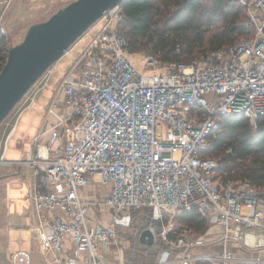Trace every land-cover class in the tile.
<instances>
[{
  "label": "built area",
  "instance_id": "built-area-1",
  "mask_svg": "<svg viewBox=\"0 0 264 264\" xmlns=\"http://www.w3.org/2000/svg\"><path fill=\"white\" fill-rule=\"evenodd\" d=\"M234 1L253 33L188 61L142 54L137 67L120 4L62 55L47 112L56 122L32 138L33 156L23 161L33 168L32 240L46 264H138L126 258L120 231L133 226L130 209L142 207L152 217L143 228L167 245L149 264H264V243L249 245L238 235L264 230V194L248 178L223 181L218 162L204 155L223 117L242 112L253 128L264 119V0ZM92 182L109 186L99 200L82 194ZM94 206L110 211L108 225L90 217ZM193 209L213 228L210 239L177 222ZM66 237L75 254L86 253L81 262L61 255ZM231 242L236 251L227 248ZM30 251L11 252V263L30 264Z\"/></svg>",
  "mask_w": 264,
  "mask_h": 264
},
{
  "label": "trees",
  "instance_id": "trees-1",
  "mask_svg": "<svg viewBox=\"0 0 264 264\" xmlns=\"http://www.w3.org/2000/svg\"><path fill=\"white\" fill-rule=\"evenodd\" d=\"M120 6L129 45L132 39L163 62L188 61L253 33L240 21L245 15L234 0H123ZM7 51L0 31V69ZM209 140L204 155L218 162L223 181L248 178L264 194V119L253 128L242 112L229 114ZM176 220L196 235L213 231L196 209L181 211Z\"/></svg>",
  "mask_w": 264,
  "mask_h": 264
},
{
  "label": "rangeland",
  "instance_id": "rangeland-1",
  "mask_svg": "<svg viewBox=\"0 0 264 264\" xmlns=\"http://www.w3.org/2000/svg\"><path fill=\"white\" fill-rule=\"evenodd\" d=\"M27 1L28 2L24 5V7L20 8L17 11L15 17H9L10 21L8 24L0 25V31L5 36L6 44L8 47L19 42L23 38L26 29L31 24L45 20L51 13L63 7L71 0ZM240 19V21H242L244 24L245 18ZM238 39L239 37L237 38V40ZM136 46V43H134L132 39H130L129 51L130 53H132V60L135 62L136 66L139 67L141 56L142 54L145 55V53ZM60 59L45 71V73L37 80V82L22 97V99L15 105L8 116L0 124V153H2V150L4 149L3 141H5V137L10 132L9 131L7 134V130L9 129V126L11 127L12 124L15 123V120L19 119L17 121V131L6 142L5 156L2 157V154H0V179H5V181L3 180V185L0 186V212L2 211L3 215H7L8 212L11 213V216H14L16 218L15 220L17 221H21L19 215L24 212L25 208L28 209V206H30L29 201L25 200L28 193L27 181L30 179L27 178V176L29 177L30 171L26 172L29 164L23 162L28 158L26 151H24L28 148V143H21V145L23 146L21 147L16 145V139L21 135V132L28 134V136L31 135L32 133L28 129L31 125L33 127L38 119L40 120V123L42 125L45 124L44 120H42L43 122H41L40 116H46L48 114V106L55 92V83L57 79L63 75L62 66H65L66 57H63L61 60ZM13 127L14 124L12 128ZM32 145L33 147H35L34 144ZM15 158L22 160L18 161L17 164H6L7 160ZM15 174L20 176L18 179L19 182L12 183V181H10V178ZM24 175L27 176L25 178H21ZM94 183L96 184L97 191H92L89 193H91L90 196L96 197L97 200H99L104 196V186H101L99 182ZM87 191L88 190H85L86 193H88ZM97 210L100 211L96 206L92 207L91 209V214H93V217H95L96 220L98 219V217L96 216ZM15 213H17L18 215ZM130 213L133 218V226L124 231L126 235L125 240L128 242V248L126 249L125 253L128 259L134 260V262H138L141 261L140 259L145 260V249L139 248V246L136 245H134L133 247V230L138 227L147 226L151 223V208L142 207L139 209H130ZM19 224L20 222L17 223V225ZM20 225L21 226L19 227V229H22L23 231H17L11 239L18 244H22L23 240L24 242H26L30 241L31 239L30 234L26 236L23 233L26 231L28 226L24 224ZM251 231H253V229L246 230L244 232L245 240L243 241H247L246 233H251ZM258 233L260 236V243H255L256 245L263 244L262 242H264V240H261L264 237L263 231L260 230ZM204 238L205 240H208L211 238V236L209 238H206L204 236ZM158 241L159 243H162V245L164 244V241H162V239H160L159 237ZM166 246L167 245L165 244L164 247ZM181 250L182 247L177 248V251ZM149 261L150 260H148V262Z\"/></svg>",
  "mask_w": 264,
  "mask_h": 264
},
{
  "label": "water",
  "instance_id": "water-1",
  "mask_svg": "<svg viewBox=\"0 0 264 264\" xmlns=\"http://www.w3.org/2000/svg\"><path fill=\"white\" fill-rule=\"evenodd\" d=\"M123 0H71L45 20L31 24L23 38L9 46L0 69V124L37 80L68 47L109 8ZM156 228V232H158ZM141 246L159 249L148 228L135 231Z\"/></svg>",
  "mask_w": 264,
  "mask_h": 264
},
{
  "label": "crops",
  "instance_id": "crops-1",
  "mask_svg": "<svg viewBox=\"0 0 264 264\" xmlns=\"http://www.w3.org/2000/svg\"><path fill=\"white\" fill-rule=\"evenodd\" d=\"M27 2H28L27 0H0V25L8 24L9 21H10L9 17H15V15L17 14V11L20 8L24 7V5ZM55 109H56L57 113H59L60 115H64L65 114V108L63 106V101H62L61 97H57ZM40 117H41V122H43L42 120H44V122H45L44 125H42L40 123V120L38 119L36 121L35 125L33 127L31 125L29 127V129H28L32 133L31 135L28 136V134H26L24 132H21V135L16 139V145H18V146L23 147L21 145V143H28V148L26 150H24V151H26V153L28 155L27 159H29L31 156H33L34 149H35V147H33V145L31 144L32 138L41 129L49 128V127H51L52 124H54L56 122L54 116H52L50 114H47L46 116L42 115ZM18 120L19 119H17V121ZM17 121H16L15 127L13 128L12 131H10V130L12 129V126H13L14 123L12 124L11 127L9 126V129L7 130V134H8L9 131L11 133L7 135L8 138L5 140L6 142L17 131ZM45 140H47V139H45ZM45 140H43V141H45ZM5 141H3V148H4ZM58 142H60V140H56V142H54L53 147H56L58 145ZM3 153H4V156H5L6 150H2V153H0V154L3 155ZM20 160H22V159L15 158V159L7 160L6 164H9V163L10 164H12V163L13 164H17L18 161H20ZM29 171H30L29 177L27 175H24L23 177H21V178H25L27 176V178H30L27 181V189H28L29 184L33 181V168L28 165V168H27L26 172H29ZM19 177L20 176L17 175V174L12 175V177L10 178V181H12V183H17V182H19L18 181ZM3 180L5 181V179H0V186L3 185ZM101 186H104L103 188H104V194H105L107 192L109 186L106 185V184L105 185L101 184ZM85 190H88L87 191L88 193H86ZM92 191H95V192L97 191L96 184L94 182H92L89 185L85 186L82 189V194L84 196H87V197H93V196H90L91 193H89V192H92ZM25 200L29 201L27 197L25 198ZM0 204H1V200H0ZM29 204H30V206H28V209L25 208L24 212H22L24 214L21 213L19 215L20 218H21V221L15 220L16 218L14 216H11V213H9V212L8 213L6 212L7 215L6 214L3 215L2 211L0 212V264H12L11 261H10L11 252L16 251L18 249H24V248L25 249H31V251H30V253H31V263L30 264H46L41 259V256H40V254H39V252L37 250V246H36L35 241L32 240V233L30 231V228H33L37 224L38 218H37L36 213L34 212V210L32 208V204L30 203V201H29ZM91 209H90L89 215L94 221L100 222V223H102L104 225H108L110 223V211L109 210H105L103 212L97 210L96 211V216L98 217V219L96 220V218L93 217V214H91ZM15 214H17V213H15ZM3 216H4V218H3ZM18 222H20V224H24V225L28 226L26 231H25L26 233L25 232H23V233L26 236L29 235V234L31 235L30 241L24 242V240H23L22 244H18L17 242H14V241L11 240L12 237L16 234L17 231L22 230V229H19V227L21 225L20 224L17 225ZM128 229L129 228L124 229L123 231L122 230L120 231L121 235L124 236V239L126 237L124 231L128 230ZM134 230H133V232H134ZM246 230H251V229H245V230L240 229V230H238V235L241 236L242 240H245L244 239V235H245L244 232ZM260 230H262L263 233H264L263 229H253V231H251V233L250 232L246 233L247 241H243V242H245L246 244H249V245H256L255 243H260V236H259V233H258ZM204 236L206 238H209L210 234H209V236H208V234L204 235ZM261 240L263 241L264 237ZM262 243H264V242H262ZM63 244H64L65 250H64L63 254L61 253V255L75 257L78 262H81L83 260V258L85 257L86 253L82 252V253L75 254L74 242H73V240L70 237H66L64 242H63ZM125 245H126V249H127L128 248V242L127 241H126ZM134 245L139 246V248L145 249V252H144L145 260L140 259L141 261L134 262V260H130L127 257L126 258L128 259V261H131L133 263H138V264L139 263L140 264L141 263H146V264L154 263L158 258H160L161 250L164 249V246L163 247L161 246L159 249H154V248L147 247V246H141L139 243L138 244L135 243L134 239H133V247H134ZM227 248L232 250V251H236L237 245L234 242H231L227 246ZM172 252L173 253L177 252V248L172 250ZM241 252H239V253H241ZM258 254L264 255V252L260 251V252H258ZM104 255L107 258H109V259L112 258V255L109 254V253H106ZM125 255H126V253H125ZM148 260H150V261L148 262Z\"/></svg>",
  "mask_w": 264,
  "mask_h": 264
},
{
  "label": "bare ground",
  "instance_id": "bare-ground-1",
  "mask_svg": "<svg viewBox=\"0 0 264 264\" xmlns=\"http://www.w3.org/2000/svg\"><path fill=\"white\" fill-rule=\"evenodd\" d=\"M14 128V127H13ZM13 128L10 130V131H12L13 130ZM11 132H9V134H10ZM8 138V136H6V138H5V140ZM5 148H6V141H5V143H4V149L3 150H5Z\"/></svg>",
  "mask_w": 264,
  "mask_h": 264
}]
</instances>
